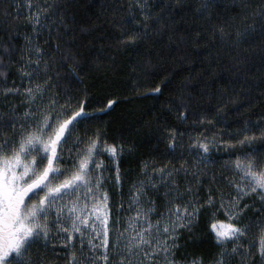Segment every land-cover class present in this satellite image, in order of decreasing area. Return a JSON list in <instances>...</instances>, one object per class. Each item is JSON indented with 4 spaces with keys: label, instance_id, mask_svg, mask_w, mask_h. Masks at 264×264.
<instances>
[{
    "label": "snow or ice",
    "instance_id": "1",
    "mask_svg": "<svg viewBox=\"0 0 264 264\" xmlns=\"http://www.w3.org/2000/svg\"><path fill=\"white\" fill-rule=\"evenodd\" d=\"M0 264H264V0H0Z\"/></svg>",
    "mask_w": 264,
    "mask_h": 264
},
{
    "label": "trees",
    "instance_id": "2",
    "mask_svg": "<svg viewBox=\"0 0 264 264\" xmlns=\"http://www.w3.org/2000/svg\"><path fill=\"white\" fill-rule=\"evenodd\" d=\"M81 14L82 13H78ZM111 91L120 97L119 102L108 112L106 115L112 118L114 126H119L124 129H135L137 123L144 117H147L153 112V96L146 95L135 98L125 99L124 97L129 96V85L130 80L125 76L123 64L120 71L116 76L112 77ZM145 85H142V87ZM107 91V90H105ZM100 95H104L97 89ZM104 117L101 116V119ZM138 143V151L148 152L154 147L153 136L147 130L143 129L142 132L136 134ZM129 161H125V164ZM124 166V165H122ZM201 246H210L209 240L201 242Z\"/></svg>",
    "mask_w": 264,
    "mask_h": 264
}]
</instances>
